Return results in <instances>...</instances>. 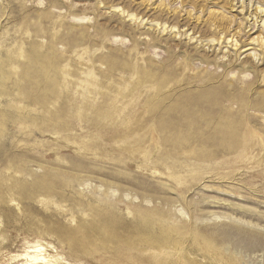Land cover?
<instances>
[{
    "label": "rangeland",
    "instance_id": "rangeland-1",
    "mask_svg": "<svg viewBox=\"0 0 264 264\" xmlns=\"http://www.w3.org/2000/svg\"><path fill=\"white\" fill-rule=\"evenodd\" d=\"M33 244L264 264V0H0V264Z\"/></svg>",
    "mask_w": 264,
    "mask_h": 264
},
{
    "label": "bare ground",
    "instance_id": "bare-ground-1",
    "mask_svg": "<svg viewBox=\"0 0 264 264\" xmlns=\"http://www.w3.org/2000/svg\"><path fill=\"white\" fill-rule=\"evenodd\" d=\"M207 97L209 96L198 99L196 106L200 108V106H203V103H205V101L206 103L209 102L211 99L208 100L209 98ZM215 102L217 103V101ZM16 258V264H62L59 259H53V256H49L48 254H46L43 246H41L40 244H33L31 249H28L23 254L17 255Z\"/></svg>",
    "mask_w": 264,
    "mask_h": 264
}]
</instances>
